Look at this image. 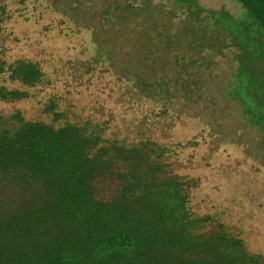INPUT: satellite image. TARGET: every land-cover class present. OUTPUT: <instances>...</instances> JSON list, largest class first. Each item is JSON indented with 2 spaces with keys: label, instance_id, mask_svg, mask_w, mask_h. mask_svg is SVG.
<instances>
[{
  "label": "trees",
  "instance_id": "16d2710c",
  "mask_svg": "<svg viewBox=\"0 0 264 264\" xmlns=\"http://www.w3.org/2000/svg\"><path fill=\"white\" fill-rule=\"evenodd\" d=\"M87 1L68 0L64 12L98 43L125 37L136 54L116 65L100 55L119 76L117 93L124 82L164 117L190 113L212 117L216 130H252L259 138L248 146L264 158V0H239L250 18L195 5L181 23L164 8L189 0H108L102 9ZM6 8L0 0V22ZM4 74L27 87L45 77L41 61L9 62L1 52ZM26 96L0 88L1 100ZM231 102L241 121L223 110ZM45 111L52 122L0 111V264H264L213 215L190 210L192 184L165 144L120 138L90 118L73 122L54 97Z\"/></svg>",
  "mask_w": 264,
  "mask_h": 264
},
{
  "label": "rangeland",
  "instance_id": "374dc122",
  "mask_svg": "<svg viewBox=\"0 0 264 264\" xmlns=\"http://www.w3.org/2000/svg\"><path fill=\"white\" fill-rule=\"evenodd\" d=\"M3 1L8 8L0 22V53L9 62L17 57L41 61L45 77L42 83L27 87L12 82L7 74L0 75V88L28 94L12 102L0 99L1 112L10 115L20 110L27 120L52 122L53 115L45 111V105L54 97L73 122L90 118L106 123L109 134L120 132V138L150 137L165 144L174 171L192 184L190 210L213 215L243 238L251 252L264 255V158L262 150L248 146V140L259 138L258 133L248 130L243 136L230 126L216 130L212 117L190 113L174 111L164 117L158 114L160 107L139 92L129 91L124 82L126 92L117 93L121 81L110 65L124 62L129 51L130 57L136 54L125 45V37L106 43L113 44L110 54L102 49L101 44L103 48L107 45L95 41L72 13L64 12L68 0ZM107 1L90 0L86 5L95 3L102 9ZM200 2L208 10L222 6L219 0ZM233 3L237 8L228 3V10L240 9L239 18L248 17L239 0ZM166 5L164 10L174 11L178 23L188 14L187 8L174 7L171 2ZM104 54L112 64L100 57ZM227 66L226 62L222 69L228 71ZM223 110L230 114V121H241L236 103L225 104Z\"/></svg>",
  "mask_w": 264,
  "mask_h": 264
},
{
  "label": "crops",
  "instance_id": "0c3cea01",
  "mask_svg": "<svg viewBox=\"0 0 264 264\" xmlns=\"http://www.w3.org/2000/svg\"><path fill=\"white\" fill-rule=\"evenodd\" d=\"M221 2V9H212V10H216V11H220V10H227L229 13H231L233 16H235L236 18H239V16L241 15V10L238 9V10H228L227 8V4H231L234 8H237L235 6V4L233 3L234 0H219ZM195 5H198L199 7L201 8H206L204 6L201 5V2L200 0H189V2H184V3H181V4H177L176 6L178 8H195Z\"/></svg>",
  "mask_w": 264,
  "mask_h": 264
}]
</instances>
